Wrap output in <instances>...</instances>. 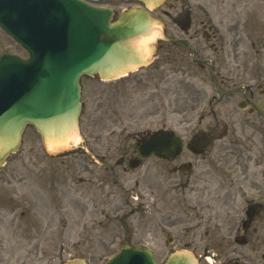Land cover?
<instances>
[{
	"label": "rangeland",
	"instance_id": "1",
	"mask_svg": "<svg viewBox=\"0 0 264 264\" xmlns=\"http://www.w3.org/2000/svg\"><path fill=\"white\" fill-rule=\"evenodd\" d=\"M111 5L117 11L125 7L121 2H112ZM164 20L170 22L167 18ZM197 39L204 46L202 38ZM227 41V62L247 63L246 78L258 74L261 80L264 79V44L248 49L249 53L241 50L235 53L231 47L232 40L228 38ZM156 47L157 44H153L152 50ZM183 51L164 50L149 66L116 82H99L96 76L81 78V137L86 139L89 149L108 151L113 160L130 155L129 147L136 135L160 127L171 130L176 121L174 107L195 102L191 96L196 89L204 91L198 98L196 114L205 107L213 95L205 81L208 78L205 72L200 75L196 71L194 74L190 72L188 52ZM3 52L25 56L22 49L0 31V54ZM210 56L215 54L206 51V57ZM221 61L220 57L215 58V62ZM238 100L239 95L236 94L229 101L216 104L220 117L226 119L228 125L227 137L222 142L241 135L240 123L245 120L237 109ZM251 120L264 123V119L256 116ZM214 123L212 120L211 124ZM250 133L256 134L252 141L261 145V140H258L261 134L253 129ZM8 160L14 177L0 180L2 264H61L76 257L86 259L88 264H104L119 251L122 240L137 246L150 243L159 255L171 251L176 245L175 240L172 246L166 243L168 236L174 238L179 233L175 229L154 231V240L147 237L144 230L147 221L162 223L165 218H171L163 213L165 206L162 203L155 209H146L145 206L149 199L145 194L148 181L156 174L164 177L172 174L164 164L157 166L145 162L137 170L130 171L125 162L109 172L107 168L102 169L86 161L77 148L47 153L31 126L26 127L19 150ZM4 172L2 170L0 174ZM260 173L264 174L262 168ZM45 190L50 193L46 195ZM163 190L162 196L168 189L164 187ZM22 210L25 217H20ZM46 222L51 224L49 230L43 229ZM24 223L33 224L35 229L16 228L17 225L22 228ZM10 227H14V233H10ZM37 232H46L47 235L39 241L36 254H27L33 242L31 235ZM254 264H264V261Z\"/></svg>",
	"mask_w": 264,
	"mask_h": 264
},
{
	"label": "flooded vegetation",
	"instance_id": "2",
	"mask_svg": "<svg viewBox=\"0 0 264 264\" xmlns=\"http://www.w3.org/2000/svg\"><path fill=\"white\" fill-rule=\"evenodd\" d=\"M199 1L165 0L162 13H176L170 24H164V33L174 38L180 30L183 37L178 39L185 41L184 46L196 45L200 36L211 44L210 50L223 61L209 59L208 74L213 77L214 92L209 104L228 101L237 93L241 98L237 104L247 106L242 116L245 121L241 133L253 129L262 133L264 140V128L260 130V123L250 120L255 113L264 119V79L246 78L244 71L248 64L228 63L224 50L228 46L225 38H231L232 49H237L242 41L254 47L257 41L264 39V0ZM179 5L181 10H178ZM195 108L191 105L189 111H175L176 130L185 132L187 140L175 160H158L172 164V174L165 177L156 174L145 185L149 197L146 209H155L162 203L163 213L171 216L162 223L147 221L145 235L154 240V231L175 229L179 232L175 234L176 248L188 250L199 264H207L209 260L211 264L251 263L259 258L264 261V174L260 173L261 167L264 170V142L260 147L250 142L249 136L244 140L240 138V142H217L227 133L226 122L215 121L212 125L209 121L206 130H202V119L208 115L213 119L217 117L216 112L207 110L200 115L195 124L197 128L190 127ZM97 155L107 157L106 154ZM4 177L12 178L14 174L0 175V180ZM164 187L168 190L162 196ZM29 227L35 229L30 224H22V228L16 226L21 230ZM13 229L9 228L10 233H14ZM46 235V232L31 235L33 242L27 254H36L39 241ZM236 246L248 249L236 251ZM1 251L0 246V264L3 263ZM156 257L159 261L166 258L157 254Z\"/></svg>",
	"mask_w": 264,
	"mask_h": 264
},
{
	"label": "water",
	"instance_id": "3",
	"mask_svg": "<svg viewBox=\"0 0 264 264\" xmlns=\"http://www.w3.org/2000/svg\"><path fill=\"white\" fill-rule=\"evenodd\" d=\"M111 14L80 0H0V27L29 55L27 60L0 57V165L18 147L26 123L46 147L78 134L81 74L115 79L147 64L139 43L156 22L142 9L126 11L112 24ZM161 135L144 143L140 153L160 152L155 144L174 142L173 136ZM64 264L86 263L74 259ZM106 264L158 263L149 249L122 242L121 251ZM163 264L197 262L185 252H174Z\"/></svg>",
	"mask_w": 264,
	"mask_h": 264
},
{
	"label": "bare ground",
	"instance_id": "4",
	"mask_svg": "<svg viewBox=\"0 0 264 264\" xmlns=\"http://www.w3.org/2000/svg\"><path fill=\"white\" fill-rule=\"evenodd\" d=\"M157 35H158L157 32H153L151 35H149L148 37H146V38H144L142 40L141 47L146 53H149V51H150L149 43L152 42L153 40H155ZM78 140H79L78 138H74L71 141L72 143L70 145L76 144V142H78ZM63 146L54 145V146H51V147H47V150L50 151V152H56V151H59V149H62ZM67 146H69V145H67Z\"/></svg>",
	"mask_w": 264,
	"mask_h": 264
}]
</instances>
